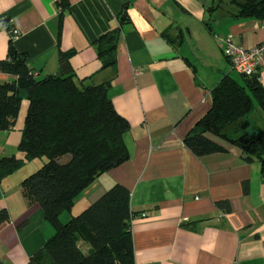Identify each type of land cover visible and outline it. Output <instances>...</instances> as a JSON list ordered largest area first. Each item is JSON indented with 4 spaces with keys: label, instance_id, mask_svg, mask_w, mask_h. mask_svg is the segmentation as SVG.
<instances>
[{
    "label": "crops",
    "instance_id": "obj_1",
    "mask_svg": "<svg viewBox=\"0 0 264 264\" xmlns=\"http://www.w3.org/2000/svg\"><path fill=\"white\" fill-rule=\"evenodd\" d=\"M239 10L234 0H0V59L13 46L43 78L60 72L64 54L79 78L111 83L114 106L131 125L130 157L81 192L72 212L117 183L127 187L136 264H264L260 161H246L237 145L220 138L227 150L204 156L184 141L210 110L221 80L230 75L243 82L223 52L225 40L242 46L264 40V18ZM5 18L19 29L18 38H11ZM117 27V62L102 68L95 42ZM259 73L264 91V70ZM15 78L0 71V83ZM252 97L249 129L264 131L250 118L259 108L264 115V102ZM23 127L0 130V158H24ZM28 163L0 180V208L10 214L0 225L4 264H26L55 233L40 205L23 194ZM225 199L229 212L215 204Z\"/></svg>",
    "mask_w": 264,
    "mask_h": 264
},
{
    "label": "trees",
    "instance_id": "obj_2",
    "mask_svg": "<svg viewBox=\"0 0 264 264\" xmlns=\"http://www.w3.org/2000/svg\"><path fill=\"white\" fill-rule=\"evenodd\" d=\"M234 2L240 16L264 18V0ZM3 22L7 29L16 26L9 18ZM119 33L120 27L114 28L95 42L102 68L117 62ZM60 63V72L38 78L25 54L0 59V71L16 77L0 83V130L13 128L22 96L28 99L18 146L24 158L1 157L0 180L35 158H46L23 179L22 189L30 202L40 205L55 233L26 264H136L131 232L135 213L127 187L117 183L79 214L71 213L81 192L129 159L126 137L131 125L116 110L109 81L79 78L64 54ZM241 76L242 83L227 75L213 89L210 110L184 141L198 156L227 150L217 138L228 141L240 148L246 161H260L264 174V131L250 130L248 118L252 96L264 102V91L257 75ZM242 186L245 194L250 193L249 180ZM215 204L232 210L227 199ZM66 211L71 216L64 220ZM9 220L8 210L0 208V225ZM81 240L90 245L88 251L79 245Z\"/></svg>",
    "mask_w": 264,
    "mask_h": 264
},
{
    "label": "built area",
    "instance_id": "obj_3",
    "mask_svg": "<svg viewBox=\"0 0 264 264\" xmlns=\"http://www.w3.org/2000/svg\"><path fill=\"white\" fill-rule=\"evenodd\" d=\"M8 30L12 39L19 37L20 31L16 26ZM223 52L236 72L246 76L257 75L258 79H261L259 72L264 70V40L253 46H242L229 37L223 44Z\"/></svg>",
    "mask_w": 264,
    "mask_h": 264
},
{
    "label": "rangeland",
    "instance_id": "obj_4",
    "mask_svg": "<svg viewBox=\"0 0 264 264\" xmlns=\"http://www.w3.org/2000/svg\"><path fill=\"white\" fill-rule=\"evenodd\" d=\"M235 74H239L238 72ZM27 110H28V99L27 97L24 95L22 96V100H21V108H20V112L19 115L17 117V121L15 122V126H17V130H19V126H24V119L25 116L27 114ZM261 109H255L252 114L250 115V118L252 119V123L254 126H264V115H262ZM46 161L45 157H38L33 159L31 162L28 163L27 165V170L31 171L29 173H32L33 171H36L37 169H39L43 163ZM82 210H78V206H75L74 211L72 212L73 215H77L81 212ZM75 212V213H74ZM69 211L64 212V215H68ZM62 219H64V217H62ZM66 219V218H65Z\"/></svg>",
    "mask_w": 264,
    "mask_h": 264
},
{
    "label": "water",
    "instance_id": "obj_5",
    "mask_svg": "<svg viewBox=\"0 0 264 264\" xmlns=\"http://www.w3.org/2000/svg\"><path fill=\"white\" fill-rule=\"evenodd\" d=\"M10 55L15 57L17 55V52L15 50V48L12 46L11 49H10Z\"/></svg>",
    "mask_w": 264,
    "mask_h": 264
}]
</instances>
